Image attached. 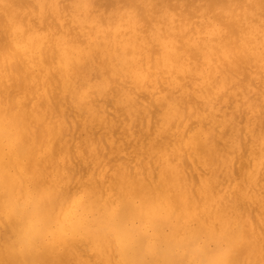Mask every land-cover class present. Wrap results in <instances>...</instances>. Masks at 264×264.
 <instances>
[{"label":"snow or ice","instance_id":"1","mask_svg":"<svg viewBox=\"0 0 264 264\" xmlns=\"http://www.w3.org/2000/svg\"><path fill=\"white\" fill-rule=\"evenodd\" d=\"M0 264H264V0H0Z\"/></svg>","mask_w":264,"mask_h":264},{"label":"bare ground","instance_id":"2","mask_svg":"<svg viewBox=\"0 0 264 264\" xmlns=\"http://www.w3.org/2000/svg\"><path fill=\"white\" fill-rule=\"evenodd\" d=\"M106 139H107V137H106Z\"/></svg>","mask_w":264,"mask_h":264}]
</instances>
